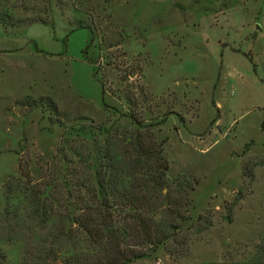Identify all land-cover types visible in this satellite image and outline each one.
<instances>
[{
	"label": "rangeland",
	"instance_id": "obj_1",
	"mask_svg": "<svg viewBox=\"0 0 264 264\" xmlns=\"http://www.w3.org/2000/svg\"><path fill=\"white\" fill-rule=\"evenodd\" d=\"M58 1L50 23L0 22V204L20 162L37 174L63 135L130 112L164 140L188 218L184 245L129 264L248 257L264 233V0Z\"/></svg>",
	"mask_w": 264,
	"mask_h": 264
},
{
	"label": "trees",
	"instance_id": "obj_2",
	"mask_svg": "<svg viewBox=\"0 0 264 264\" xmlns=\"http://www.w3.org/2000/svg\"><path fill=\"white\" fill-rule=\"evenodd\" d=\"M52 1L0 0V22L50 23ZM122 116L124 123L107 119L63 135L37 174L20 162L18 176L3 181L0 264L3 245L17 251V264H129L169 241L186 243V188L170 187L164 140L132 113ZM204 264H264V233L245 259Z\"/></svg>",
	"mask_w": 264,
	"mask_h": 264
}]
</instances>
